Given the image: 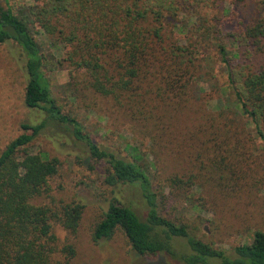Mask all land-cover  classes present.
Instances as JSON below:
<instances>
[{"label":"trees","instance_id":"trees-1","mask_svg":"<svg viewBox=\"0 0 264 264\" xmlns=\"http://www.w3.org/2000/svg\"><path fill=\"white\" fill-rule=\"evenodd\" d=\"M188 2L32 0L27 8L14 10L9 0H0V44L12 42L21 49L27 75L24 104L46 115L39 124L22 125L23 133L0 153V264H68L73 256L71 246L57 245L51 221L74 233L83 207L64 204L52 210L31 203L46 192L48 181L58 170L57 159L28 151L48 122L72 126L73 135L87 145L90 156L107 165L106 183L111 187L137 186L146 204V216L141 219L130 207L112 200L91 231L93 243L121 233L141 256L165 254L182 264H264V231L260 229L253 232L250 242L233 247L229 253L195 238L186 225L162 216V193L153 188L147 168L139 160L118 159L101 150L74 118L60 111L43 72L45 56L38 38L48 35L61 60L84 75L88 92L126 105L136 119L153 123V115L142 105L151 99V86L157 83L158 94L164 90L183 95L190 82L203 76L199 74L202 43L211 34H218L203 25V20L193 21L191 15L181 14L182 3ZM223 13L231 14L225 10ZM240 32L229 38L243 42L248 51L246 60L253 57L248 42L263 52L264 16ZM215 40L234 94V107L252 126L264 151V60L256 69L248 65L233 67L229 61L240 58V52L233 48L229 54L224 40ZM220 108L219 104L218 116L208 119L212 127L210 140L215 154L221 156L215 172L219 179H228L227 174H240L234 180L245 179L254 160L248 147L232 140V130L226 126ZM178 241L185 242L188 252H176Z\"/></svg>","mask_w":264,"mask_h":264},{"label":"rangeland","instance_id":"rangeland-1","mask_svg":"<svg viewBox=\"0 0 264 264\" xmlns=\"http://www.w3.org/2000/svg\"><path fill=\"white\" fill-rule=\"evenodd\" d=\"M197 1L199 4L195 0L182 3L181 14L191 15L193 21L203 20V25L218 32L202 43L199 74L203 76L190 82L183 95L164 90L158 94L157 83L153 84L151 99L142 104L153 115V123L136 119L126 105L88 92L84 75L61 60L52 37L41 35L38 39L45 56L43 72L60 111L74 118L101 150L118 159L139 160L147 168L153 188L162 193V216L186 225L192 236L211 247L230 253L233 247L250 242L255 230L264 231V151L252 126L234 107L215 37L224 40L229 54L233 48L240 52V58L230 59L231 66L258 68L264 60V44L259 52L248 42L253 57L246 60L248 51L243 42L229 37L263 18L264 0ZM9 3L18 10L27 8L32 0ZM223 10L231 14L225 16ZM26 83L21 49L12 42L0 44V153L23 133L22 125H36L46 118L42 110L25 106ZM219 104L232 140L248 147L254 160L245 179L234 180L240 174L219 179L215 172L221 156L215 154L210 140L208 119L220 114ZM28 151L58 160L57 173L48 181L46 192L31 203L52 210L64 204L83 207L74 233L51 221L59 248H73L68 264H182L165 254L138 255L121 233L110 240L92 242L91 231L112 200L130 207L141 219H145L147 207L137 186L111 187L106 183L107 165L90 156L87 145L73 135L72 126L48 122ZM176 249L177 253L188 252L184 241H178Z\"/></svg>","mask_w":264,"mask_h":264}]
</instances>
